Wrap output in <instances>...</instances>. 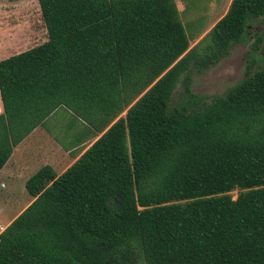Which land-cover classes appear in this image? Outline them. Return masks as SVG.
<instances>
[{"label": "trees", "instance_id": "1", "mask_svg": "<svg viewBox=\"0 0 264 264\" xmlns=\"http://www.w3.org/2000/svg\"><path fill=\"white\" fill-rule=\"evenodd\" d=\"M37 2L47 40L0 61V171L38 127L79 157L25 182L0 264H264V69L197 109L190 89L253 24L264 40V0L190 49L175 0Z\"/></svg>", "mask_w": 264, "mask_h": 264}, {"label": "rangeland", "instance_id": "2", "mask_svg": "<svg viewBox=\"0 0 264 264\" xmlns=\"http://www.w3.org/2000/svg\"><path fill=\"white\" fill-rule=\"evenodd\" d=\"M232 0H175L180 19L186 27L193 22V30L202 31L190 42L194 47L225 15ZM197 20V21H196ZM262 27L253 24L249 27L246 39L233 44L229 53L216 65L200 72L193 70L190 74V89L196 96L191 103L193 109L210 103L214 98L223 96L230 88L244 79L248 66L254 70L264 69V40L255 39L261 33ZM47 40L46 30L41 20L37 0H0V61L12 55L26 51ZM183 85L179 83L173 94V102L181 103L184 97ZM0 99V107H1ZM125 112L122 113V116ZM61 123L59 122V125ZM49 128L56 134L59 126L51 121ZM32 155L27 167H19V160L25 148ZM79 157V156H78ZM77 157V158H78ZM77 158L65 151L45 129L38 130L26 141L25 147L13 157L0 171V233L8 226L31 202L24 185L36 171L50 164L58 174L63 173ZM237 197V191L232 192V198Z\"/></svg>", "mask_w": 264, "mask_h": 264}, {"label": "crops", "instance_id": "3", "mask_svg": "<svg viewBox=\"0 0 264 264\" xmlns=\"http://www.w3.org/2000/svg\"><path fill=\"white\" fill-rule=\"evenodd\" d=\"M214 26V25H213ZM212 26V27H213ZM2 113V105H1V107H0V114ZM38 128H40V127H38ZM38 128H36L28 137H26L15 149H14V151H13V153H12V155H11V157L9 158V160L6 162V163H8V168H9V166H14L13 164H12V161H13V157L16 155V153H18L19 151H20V149H21V147H25V143H26V141H29V139L31 138V136L32 135H34V133L38 130ZM30 149L27 147V148H25L24 149V151H23V156L21 157V159L19 160V167H22V166H24V167H27V166H29V162L31 163V161L30 160H32V155L30 154V151H29ZM79 156V155H78ZM77 158V157H76ZM77 160V159H76ZM75 162V161H74ZM45 165H49V166H51L50 164H45ZM44 165V166H45ZM5 166V165H4ZM24 167H22V168H24ZM54 170H55V168L53 167V166H51ZM41 168V167H40ZM2 170V169H1ZM58 174V173H57ZM58 175H60V174H58ZM32 201H33V199H31Z\"/></svg>", "mask_w": 264, "mask_h": 264}, {"label": "flooded vegetation", "instance_id": "4", "mask_svg": "<svg viewBox=\"0 0 264 264\" xmlns=\"http://www.w3.org/2000/svg\"><path fill=\"white\" fill-rule=\"evenodd\" d=\"M246 71H247V68H246V70H245V75H246ZM245 77V76H244Z\"/></svg>", "mask_w": 264, "mask_h": 264}, {"label": "water", "instance_id": "5", "mask_svg": "<svg viewBox=\"0 0 264 264\" xmlns=\"http://www.w3.org/2000/svg\"><path fill=\"white\" fill-rule=\"evenodd\" d=\"M211 29H212V28H211ZM211 29H210V30H211ZM210 30H209V31H210Z\"/></svg>", "mask_w": 264, "mask_h": 264}]
</instances>
